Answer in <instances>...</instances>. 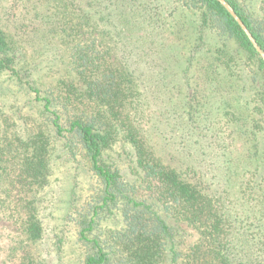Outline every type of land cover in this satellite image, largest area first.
Segmentation results:
<instances>
[{
  "label": "trees",
  "instance_id": "1",
  "mask_svg": "<svg viewBox=\"0 0 264 264\" xmlns=\"http://www.w3.org/2000/svg\"><path fill=\"white\" fill-rule=\"evenodd\" d=\"M225 1L0 0V107L34 105L0 264H264V0Z\"/></svg>",
  "mask_w": 264,
  "mask_h": 264
},
{
  "label": "rangeland",
  "instance_id": "2",
  "mask_svg": "<svg viewBox=\"0 0 264 264\" xmlns=\"http://www.w3.org/2000/svg\"><path fill=\"white\" fill-rule=\"evenodd\" d=\"M262 11H264V9H262ZM5 74L6 73L0 74V100H2V98H1L2 95L5 96V94H8L6 92L7 83L4 80V79H6ZM13 91H17V89L14 88ZM236 96H237V98L241 99V101L239 102L240 105L248 107L246 105V101H251L252 98H251V96H249L247 94V92L242 90ZM240 96H242V98ZM17 97H19V99H18V101H15L16 107H12V108L7 109V110H5V109L2 110L0 107V145H3L4 143H6V144H13L15 146V144L17 142H15L14 140H11V139L14 138V136L17 133H20V130H21V132L26 131L27 128L30 127V124L33 123V119H32L33 117H30V116L21 117L20 115H17L14 113V111L17 110L18 105L30 106L32 104V106H34L33 102H32V96H29L28 94L21 96V94L20 95L18 94ZM17 97H14V95H13V96H11V99L14 98V100H15ZM8 101H11V100H8ZM9 104H10V102H9ZM238 111H239V109H238ZM223 113H225V112H223ZM35 114H36V112H35ZM240 114L243 115L244 113H240ZM27 122H28V125H27ZM225 128H226V126H225ZM33 129L35 130V128H33ZM261 133L264 135V131H262ZM6 135L8 138H5ZM9 139H10V141H8ZM11 154H12V152H11ZM11 154H9L8 156L6 154L5 155L2 154L0 161L7 159V158L9 160V163L11 161L12 166L10 165L9 172H10V176L13 178L16 175L15 171H13V170H14V168H17V165H16L17 159H19L21 161L22 155L20 158L14 159V158L10 157ZM9 163H6V164H9ZM11 171H13V172H11ZM0 173H1V171H0ZM4 182H5V180L1 183V185ZM58 188H59V183L57 184L56 187H55V184L52 183V186L47 188V193H49L48 196H50V194L53 195L54 191H56ZM64 207H65L64 205H62V206L59 205V209L57 210L55 217H58L59 215L64 213ZM49 212H50V208L45 210V213L47 215H49ZM46 220L47 221L51 220V217H47ZM51 222H53V220H51L49 223H51ZM53 224H56V223H53ZM20 226H21V223L15 224L11 220H3L2 222H0V227H4L3 232L5 233V237H7L6 240H8V238H10L11 235H13V233H11V232H14V227H18V230H21ZM71 234H72L71 235L72 238L69 239L71 241L68 242V244H69L68 250L69 251L71 250L72 254L70 252L67 253L69 259H71L73 256H75L78 252V250H77V252L74 250L75 249V240L77 238L76 232L71 233ZM50 240H52V235L50 232H48L45 235L44 239L40 243L36 244V246L35 245L33 246V244H29L27 248L32 252H36L37 250L43 251L51 244ZM9 258L12 259L13 261L16 260L14 258V256H9ZM57 262L58 261L55 259L54 255L51 254V255H49L45 264H57Z\"/></svg>",
  "mask_w": 264,
  "mask_h": 264
},
{
  "label": "water",
  "instance_id": "3",
  "mask_svg": "<svg viewBox=\"0 0 264 264\" xmlns=\"http://www.w3.org/2000/svg\"><path fill=\"white\" fill-rule=\"evenodd\" d=\"M227 6H229L227 3H226V1L225 0H222Z\"/></svg>",
  "mask_w": 264,
  "mask_h": 264
}]
</instances>
